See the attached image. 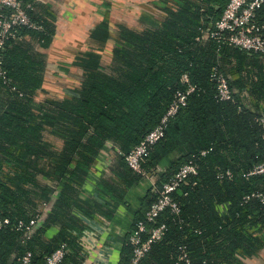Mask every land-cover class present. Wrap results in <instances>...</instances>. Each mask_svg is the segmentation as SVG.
I'll use <instances>...</instances> for the list:
<instances>
[{
  "label": "trees",
  "instance_id": "trees-1",
  "mask_svg": "<svg viewBox=\"0 0 264 264\" xmlns=\"http://www.w3.org/2000/svg\"><path fill=\"white\" fill-rule=\"evenodd\" d=\"M20 1L31 6L27 15L41 30L17 29L1 53L0 216L8 224L0 229V264H17L26 253L30 264H43L61 244L66 253L59 264L82 263L78 238L62 228L54 243L47 242L43 228L67 218L66 201L77 199L101 152L112 156L121 185L112 195L107 191L110 197H122L143 178L118 152L128 154L159 123L174 93L184 88L183 75L195 92L168 122L142 168L146 175L163 168L155 173V188L188 162L197 174L172 194L179 213L165 210L147 224L164 225L165 232L138 264H245L264 251V205L258 198L244 200L264 196V174L243 177L264 160L258 122L264 116V56L209 37L229 0H169L155 27L122 23L114 35L104 20L73 51L62 73L50 78L43 51L53 28L43 6ZM255 22L264 34V5ZM214 68L228 81L230 101L216 98ZM53 186L58 195L42 227L26 238L18 222L43 216ZM152 190L133 227L156 201ZM130 256L127 239L120 264Z\"/></svg>",
  "mask_w": 264,
  "mask_h": 264
},
{
  "label": "crops",
  "instance_id": "crops-1",
  "mask_svg": "<svg viewBox=\"0 0 264 264\" xmlns=\"http://www.w3.org/2000/svg\"><path fill=\"white\" fill-rule=\"evenodd\" d=\"M46 11L45 20L53 28L49 45L43 51L46 59L47 77L62 73L73 51L88 39L90 31L107 20L116 32V25L131 27H155L162 16L160 7L169 0H33ZM216 10L219 8L216 7ZM66 90V89H65ZM109 152H101L80 186L76 200H68L67 218L59 219L43 228L44 241L55 242L60 230L79 239L84 259L81 264H120L128 236L133 228L143 201L154 187L157 169L127 189L122 197H113L114 187L121 189L112 167ZM105 186V192L100 187ZM52 190V191H51ZM48 204L43 205L42 217L32 229H40L52 202L58 195L56 186L51 187ZM109 191V195L107 193ZM117 193V191H116ZM117 198V199H116ZM45 211V212H44ZM245 264H264V251L257 257L245 260Z\"/></svg>",
  "mask_w": 264,
  "mask_h": 264
},
{
  "label": "built area",
  "instance_id": "built-area-1",
  "mask_svg": "<svg viewBox=\"0 0 264 264\" xmlns=\"http://www.w3.org/2000/svg\"><path fill=\"white\" fill-rule=\"evenodd\" d=\"M263 5L264 0H229L215 22L213 29L210 30L209 37L216 40L217 43L227 44L240 51L264 56V34L262 27L255 22L256 11ZM27 9H31V6L24 5L20 0H0V63L5 41L17 29L25 27L31 30H41V27L29 18ZM211 81L215 85L216 98L220 102L232 99L233 94L228 81L217 68L212 71ZM180 82L184 88L174 93L172 101L159 123L128 154L123 155L118 152L124 158L127 167L139 176H146V172L142 168V162L147 159L152 147L163 138L168 122L177 115L180 109L185 106L188 97L195 92V87L190 85L187 75H183ZM258 122L264 130V116L260 117ZM205 154L206 152H201L202 156ZM196 174V166L192 162H188L180 166L160 188L153 187L152 191L157 194V199L146 211L145 220L136 222L128 236L131 256L126 264H138L149 252L151 244L162 238L165 232L164 225L148 229L147 224H153L159 214L165 210H170L171 213L176 215L179 213V207L174 202L172 194L180 186L187 184L189 178ZM263 174L264 160L254 165L243 177L248 178ZM226 176L229 179L231 178L229 172H226ZM250 198H258L264 205V196L262 194H252L246 196L244 200H249ZM39 219L40 217L37 214L28 223L19 221L16 229L22 230L26 238H28ZM7 224L8 220L0 216V229ZM65 247V244H61L54 252L45 257L43 264H59L66 253ZM185 256V253H183L181 258ZM30 257V253H26L17 264H30Z\"/></svg>",
  "mask_w": 264,
  "mask_h": 264
},
{
  "label": "water",
  "instance_id": "water-1",
  "mask_svg": "<svg viewBox=\"0 0 264 264\" xmlns=\"http://www.w3.org/2000/svg\"><path fill=\"white\" fill-rule=\"evenodd\" d=\"M210 27H211V25H210ZM64 92H65L66 94H68V95H71V96H78V94H76V93H74V92H71V91H69V90H64Z\"/></svg>",
  "mask_w": 264,
  "mask_h": 264
}]
</instances>
